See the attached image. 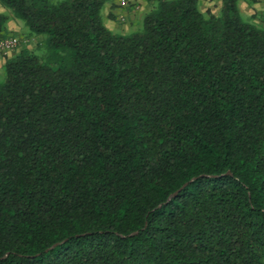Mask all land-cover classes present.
Returning a JSON list of instances; mask_svg holds the SVG:
<instances>
[{"label": "trees", "instance_id": "trees-1", "mask_svg": "<svg viewBox=\"0 0 264 264\" xmlns=\"http://www.w3.org/2000/svg\"><path fill=\"white\" fill-rule=\"evenodd\" d=\"M110 1L0 0L45 44L0 79V264H264V28Z\"/></svg>", "mask_w": 264, "mask_h": 264}, {"label": "crops", "instance_id": "crops-1", "mask_svg": "<svg viewBox=\"0 0 264 264\" xmlns=\"http://www.w3.org/2000/svg\"><path fill=\"white\" fill-rule=\"evenodd\" d=\"M156 0H130V5L122 7L119 0L107 3L103 10V20L114 32L126 33L133 27L139 28L144 14ZM222 5V0H200V8L216 10ZM242 17L264 28V0H238ZM103 14V13H102ZM126 17V21L122 17ZM26 28L23 21L14 17L11 11L0 3V38L17 36L23 38ZM11 56V55H10ZM6 58L0 54V74L5 72Z\"/></svg>", "mask_w": 264, "mask_h": 264}, {"label": "rangeland", "instance_id": "rangeland-1", "mask_svg": "<svg viewBox=\"0 0 264 264\" xmlns=\"http://www.w3.org/2000/svg\"><path fill=\"white\" fill-rule=\"evenodd\" d=\"M6 9L8 11H10L9 8L6 7ZM102 13L104 15V10H102ZM140 26H141V24H140ZM138 30H139L138 28L133 27L132 30H130V31L126 32V33H131V32H135V31H138ZM116 32L117 33H121L120 31H116ZM43 38H44L43 36L29 37L25 33L23 38H20L21 39V44H20L19 47H28L29 49L34 50V51L38 52L39 54H44L45 44H44V39ZM4 77H5V72L0 74V79H2Z\"/></svg>", "mask_w": 264, "mask_h": 264}, {"label": "built area", "instance_id": "built-area-1", "mask_svg": "<svg viewBox=\"0 0 264 264\" xmlns=\"http://www.w3.org/2000/svg\"><path fill=\"white\" fill-rule=\"evenodd\" d=\"M119 5L126 7L130 5V0H119ZM126 21V17H122ZM21 44V39L17 36L0 38V54L4 57L12 55Z\"/></svg>", "mask_w": 264, "mask_h": 264}, {"label": "water", "instance_id": "water-1", "mask_svg": "<svg viewBox=\"0 0 264 264\" xmlns=\"http://www.w3.org/2000/svg\"><path fill=\"white\" fill-rule=\"evenodd\" d=\"M191 180H193V179H191ZM189 182H190V181L186 182L181 188L187 186V185L189 184ZM181 188L178 189L177 191H175L174 193H172V194L169 196L168 200H170L172 197H174V196L179 192V190H181ZM55 245H56V244H55ZM55 245H53L52 247H54Z\"/></svg>", "mask_w": 264, "mask_h": 264}]
</instances>
